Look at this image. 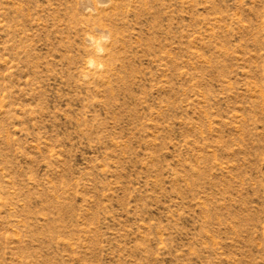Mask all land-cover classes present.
I'll list each match as a JSON object with an SVG mask.
<instances>
[{
	"label": "rangeland",
	"instance_id": "1",
	"mask_svg": "<svg viewBox=\"0 0 264 264\" xmlns=\"http://www.w3.org/2000/svg\"><path fill=\"white\" fill-rule=\"evenodd\" d=\"M0 264H264V0H0Z\"/></svg>",
	"mask_w": 264,
	"mask_h": 264
}]
</instances>
